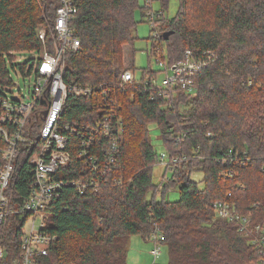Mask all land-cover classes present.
Segmentation results:
<instances>
[{
    "label": "trees",
    "instance_id": "16d2710c",
    "mask_svg": "<svg viewBox=\"0 0 264 264\" xmlns=\"http://www.w3.org/2000/svg\"><path fill=\"white\" fill-rule=\"evenodd\" d=\"M77 1L80 13L74 27L82 45L67 54L66 78L115 87L124 129L118 159L106 175L94 168L102 167L105 159L102 142L91 145L89 154L98 156L92 166L80 155L81 135H70L71 162L55 174L65 185L51 208L50 231L57 238L46 264H130L129 237L148 238L155 230L165 237L167 264L259 263L262 254L238 224L215 219L211 205L231 193L228 200L241 212L264 213V0H180L172 18L166 15L170 0H160L164 13L156 24L162 31H173L168 40H159L167 41L168 62L183 59L187 49L214 54L195 78L196 92H180L168 104L159 97L151 99L137 82L125 90L120 85L126 69L124 45L133 44L141 21L136 19L140 0ZM59 4L0 0V89L13 82L10 68L16 54L42 47L39 27L53 21ZM140 8L145 21V5ZM68 98L61 123L95 124L102 113L100 97ZM152 121L159 124L170 156H187L167 167L171 175L164 188L181 183L178 200H157L154 194L148 200L149 190L156 194L159 189L153 181L152 165L159 154L150 138ZM173 127L187 133L180 145ZM27 152L19 156L11 181L17 200L29 192L33 176ZM226 169L233 174L223 176ZM196 171L202 172L201 179L193 177ZM81 179L100 185L88 184L80 193L72 182ZM14 242L17 255L20 242Z\"/></svg>",
    "mask_w": 264,
    "mask_h": 264
},
{
    "label": "built area",
    "instance_id": "2783aa9c",
    "mask_svg": "<svg viewBox=\"0 0 264 264\" xmlns=\"http://www.w3.org/2000/svg\"><path fill=\"white\" fill-rule=\"evenodd\" d=\"M153 1L145 0L148 10L146 19L155 25L153 28L156 30V23L162 19L164 12L153 10ZM54 13L55 18L50 24L39 27L42 47L18 53L28 54L24 55L27 57L16 54L13 69L25 78L27 90L17 85L12 73L13 82L0 89V264H11L10 260L12 264H46L45 259L50 256L57 238L50 231L53 221L51 208L65 185L64 180L56 178L55 174L71 162L72 155L68 149L70 135H81L84 147L80 155L88 157L92 166L97 164L98 156L89 154L91 145L102 142L101 151L105 159L102 167L95 165L94 168L102 171L103 175L110 172L119 155L124 128L123 119L117 111L115 87L108 82L76 84L66 78L67 54L76 53L82 45L74 27L80 13L78 1L60 0ZM158 32L155 31L154 36H159ZM185 52L183 59L171 64L165 56H159L157 63L161 69L151 70L141 78H137L132 69H126L120 78L122 89L137 82V88L148 92L151 99L159 97L167 104L173 102L180 92L193 94L198 88L196 76L214 60V54L206 51L200 55L189 49ZM163 70L165 75L159 78L158 73ZM70 95L102 99V113L95 124L60 122ZM171 131L175 132L173 137L178 145L187 138L185 130L176 131L173 127ZM24 150L29 153L33 176L29 192L17 200L11 181L17 160ZM229 150L233 154V150ZM185 158L186 155L171 157L167 151L158 156L160 163L168 167ZM223 161L228 162V159ZM238 162L245 165V161ZM232 174L231 169L223 172V176ZM72 183L80 193L87 189L88 184L95 188L100 185L97 180L87 182L81 179ZM230 196L231 193L226 199L213 202L214 218L237 223L243 235L250 237L251 244L262 254L259 264H264V214L255 216L252 210L241 212L235 203L228 200ZM256 206L260 208L261 204ZM148 238H152L155 244L150 252L154 256L160 255L165 237L155 230ZM15 239L20 242L17 255Z\"/></svg>",
    "mask_w": 264,
    "mask_h": 264
},
{
    "label": "rangeland",
    "instance_id": "374dc122",
    "mask_svg": "<svg viewBox=\"0 0 264 264\" xmlns=\"http://www.w3.org/2000/svg\"><path fill=\"white\" fill-rule=\"evenodd\" d=\"M144 5H145V0H140V7ZM179 5H180V0H170L168 7L166 8L167 10L166 15L171 18L174 17L178 11ZM152 6H153V10H160L162 7V2L160 0H154ZM140 7L137 9V13H136V19L138 21L141 20L138 23V28L135 32L136 38L133 44L124 45V54H125L124 67L126 69L128 68L132 69L137 78H141L146 73V70L149 69H151L152 71L160 70L161 67H159L157 63V58H159V56L163 58L164 56H166V54L168 56L167 41L164 39L163 43L159 42V40L162 41L163 39L162 34L166 32V30L162 31V29H159L158 27V29H156L155 31L159 30L158 32L159 36H154L155 31L152 32L151 30L155 25L152 22L147 21L146 16L143 18L145 19V21H142L143 10H141ZM144 10L145 13L147 14L148 10H146V8ZM163 26L165 27V25L162 24L161 27ZM150 35L153 36V39L148 38V36ZM158 45L160 46L157 47ZM18 55L19 56L23 55V57H27L24 55H28V54L21 53ZM10 70L12 71L11 72L12 76L14 80L17 82V85L21 86V88L25 90L26 89L25 78L22 75L19 76L12 67L10 68ZM158 74H159V78H162L165 75V70L160 71ZM149 129H150V138L152 139V143L154 144L158 154H161L162 152L166 151V147L164 145L162 132L159 128V124L155 121H152L149 125ZM152 167H153V181L159 184V189L157 190L156 194L154 193L153 189H150L147 194L148 200H151L153 198V194L156 195L157 200H162V199L178 200L180 197L178 189L181 183H176L167 189L164 188L165 183L169 182L168 178H170L171 175L170 170L167 168L168 166L161 164L158 159L157 162L152 165ZM165 172H167V175H164ZM202 176L203 174L200 171H196L193 174V177L196 179H201ZM259 214L260 213L256 212L255 216ZM245 237H247L250 240V237L248 236ZM129 239L130 242L127 248V253H128V262L130 264L169 263L170 257L168 255V252L166 251V244H162L163 245L162 253L160 255L154 256L150 252L155 246L152 238H145L142 237L141 235L140 236L131 235ZM262 257L263 256H261V259ZM247 264H259V263H247Z\"/></svg>",
    "mask_w": 264,
    "mask_h": 264
},
{
    "label": "water",
    "instance_id": "95a60500",
    "mask_svg": "<svg viewBox=\"0 0 264 264\" xmlns=\"http://www.w3.org/2000/svg\"><path fill=\"white\" fill-rule=\"evenodd\" d=\"M173 33V31H166L162 34V37L165 38L166 40L169 39V35Z\"/></svg>",
    "mask_w": 264,
    "mask_h": 264
}]
</instances>
